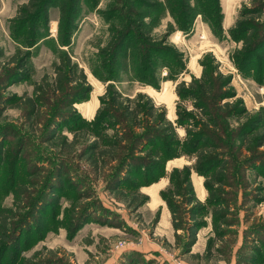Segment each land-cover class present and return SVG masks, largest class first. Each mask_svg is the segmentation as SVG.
Here are the masks:
<instances>
[{"label":"rangeland","instance_id":"rangeland-1","mask_svg":"<svg viewBox=\"0 0 264 264\" xmlns=\"http://www.w3.org/2000/svg\"><path fill=\"white\" fill-rule=\"evenodd\" d=\"M137 1L84 0L74 19L60 20V1L55 0L49 20L23 25L19 8L29 0H0V208L14 206L13 191L31 192L25 201L30 206L19 211L18 219L31 229L20 244L12 242L14 258L5 259V264H264V144H256L264 134V49H253L264 46V0H220L224 29L219 37L200 16L184 32L161 2L155 8ZM155 1L159 2L149 3ZM251 27L257 31L249 39L248 52H243L248 33L240 30ZM125 32L124 46L129 44L131 51L127 68L122 69L112 61L114 51L109 49ZM69 33L68 48L61 43ZM60 52H70L72 62L85 74L90 86L85 95V86L78 82L62 81L63 90L59 89L53 62L60 61ZM16 54L26 56L22 68L28 67L31 75L14 82L18 73L9 69L18 67L11 62ZM204 68L215 78L211 98L219 101L203 100L209 116L201 111L199 99L177 93L180 83L198 79ZM108 84L131 98L145 93L174 123L179 155L161 172L132 169L124 177L111 160L94 173L80 158L82 147L95 140L82 130L93 129L90 121L98 108L108 107L109 97L101 101ZM29 98L37 101L36 111L27 103ZM72 99L75 112L63 108ZM179 110L191 120L179 124ZM73 117L76 120L67 122ZM214 118L222 134L210 123ZM103 126L113 131L107 121ZM187 128L195 135L205 133L213 145L210 156H215L209 170L201 167L191 173L194 194L199 191L205 211L197 217L202 224L189 249L183 229L177 231L179 238L173 232L172 242L165 238L167 208L159 194L172 167L195 163L193 148L182 147ZM77 130V144L69 149L68 141ZM60 133L67 143H62ZM217 171L225 179L222 186H214L222 195L219 207L226 215L219 237L213 230L205 186V181L212 184L210 175ZM145 181L152 182L142 185ZM152 187L157 188L149 190ZM135 190L146 193L147 202L137 206L131 199ZM200 191L206 192L205 197ZM150 192L159 199L152 202ZM179 200L181 219L188 221L190 207ZM144 243H152L150 256L140 251Z\"/></svg>","mask_w":264,"mask_h":264},{"label":"trees","instance_id":"trees-1","mask_svg":"<svg viewBox=\"0 0 264 264\" xmlns=\"http://www.w3.org/2000/svg\"><path fill=\"white\" fill-rule=\"evenodd\" d=\"M59 1L60 20L66 18L72 20L74 19L77 8L84 0ZM149 1L150 0H140L137 2L144 6L152 5L155 6V8L160 6V1L158 3L155 1V3L153 2L151 4ZM161 3L181 31H189L195 19L200 16L213 35L219 37L223 34V13L220 0H162ZM54 4L55 0H29L28 3L19 8L18 19H21L23 25H27L32 21L40 20L44 17L45 20H49L50 11ZM241 26L238 24V29H241ZM255 31H257V29L254 27H251L249 30H240V33H248L244 39L243 52H248L246 49L251 46V41L249 39ZM126 34L125 32L120 38L113 40L109 49L114 51V58H112V61L115 60L119 62V66H121L122 69L127 68L126 63L128 62L131 51L129 44L127 47L124 46ZM231 35L234 37L233 33ZM65 37L66 38L61 44L69 48L71 46V33ZM254 47L255 45L253 49H255L254 51L256 52L264 49L262 45ZM100 52L104 53L105 51L102 50ZM58 58L60 61L53 62V69L57 75L56 82L60 84L59 89L63 90L62 81L67 83L78 82L79 86H85L83 94L85 95V92L88 93L90 91V86L87 85L85 74L82 70L78 69L76 63L72 62L70 52H60ZM11 59L12 63L14 62L18 67L20 66L19 69L18 67L9 69L10 72L18 73V79L14 82L31 75V70L28 67L22 68L27 63L24 54L20 56L16 54L12 56ZM15 68H17V70H15ZM23 69L26 71L24 72ZM4 78H6L7 81L10 80L7 77ZM1 82L3 81L1 80ZM186 84L184 82L180 83L177 86V93L180 96H190L199 99L201 102L199 103L201 111L209 116V107L204 101L208 100L216 102V104L219 103L215 97L211 98L215 93V78L204 68L198 79L192 78L191 81ZM185 85L188 89L180 91V88H184ZM105 97H109V101H105L109 108H98L93 119L90 121L93 129L86 127V129L82 130L95 137L94 141L87 143L80 150V158L85 160L92 172L96 173L105 166H109L111 160L117 162V165L114 166V168H116V173H120V175L122 174L124 177H126V175H131L132 169L139 170L143 173L148 171L161 172L167 161L179 155V153H175V150L181 147L176 127L174 123L166 117L165 109L156 106L150 96L141 92L135 94L133 98L123 96L115 86L108 84L105 88L103 97H101V101H104ZM75 102L76 99H72L67 105H63V108L71 107L70 112H75L76 109H72V105ZM27 103L32 106V110L34 109V111H36L38 109L36 106L37 101L34 98H29ZM114 111L117 113L116 115ZM63 114L71 115L65 112ZM177 116L179 124H184L191 120V115L180 110L177 111ZM73 120H76V118L67 119V122H72ZM209 120L210 123L214 125L213 127L216 132L221 134L224 132L221 127L217 126L218 123L216 122V118ZM105 121H107L109 128H113L111 133L107 132L108 128L103 126ZM206 124L209 126L208 123ZM252 128L254 127L252 126L250 129ZM137 130L141 131L137 132ZM53 131L56 132V130ZM78 132V130L73 132V138L69 141L65 135L60 133V140L63 144L68 141V148L73 149L77 144ZM55 134L56 133H53V135ZM206 137L207 135L205 136V133L195 135L192 133V129H186V144L183 143L182 147L185 151H188L189 148H193L195 163L193 165L172 167L168 173L167 186L159 192L171 214V224L176 237L179 238L177 231L183 229L186 237L189 238L186 244L188 249L195 242L196 232L202 224L197 220V217L205 211V205L199 201L194 194L191 173L193 169L195 171H201L203 167L205 168L202 169V171L209 170V166H211L213 158L215 157L210 156L209 150L213 145L207 141ZM126 140L129 141V144L123 143ZM200 143H202V145ZM198 144L201 145V147ZM256 144L257 146L264 144V134L257 139ZM213 148H216V146ZM60 150L64 152L65 148L60 147ZM120 152H124L123 155H121ZM138 154L144 155L140 157ZM223 174L224 173L221 171L213 172L210 175L212 184L205 181V186L208 191V203L211 206V222L213 230L218 237L221 235L220 227L226 215L219 207L223 202L222 195L214 186H222L225 180ZM152 181H154V179ZM152 181H145L142 185H149ZM54 192L55 190L50 191V193ZM118 192L120 194H125L123 191ZM13 193L15 196L14 206H2L0 208V264H5V259L7 258H14L12 257L14 254L11 249L12 242L14 241L16 244H20L21 238L27 230L31 229V227H28L24 222H18L19 211L22 212L30 206V203L25 201L30 199L31 192L25 189L23 191H13ZM25 194L27 195L25 196ZM147 198L145 194L140 193L138 190L131 192V199L137 206L147 202ZM179 199L190 207L187 210L190 213V220L188 221L183 222L181 219L184 212H182L181 201ZM36 212H38L39 215L43 211ZM158 218V215H156L155 221H157Z\"/></svg>","mask_w":264,"mask_h":264},{"label":"crops","instance_id":"crops-1","mask_svg":"<svg viewBox=\"0 0 264 264\" xmlns=\"http://www.w3.org/2000/svg\"><path fill=\"white\" fill-rule=\"evenodd\" d=\"M158 1H162V0H158ZM223 29H224V27H223ZM194 184V188H195V190H197V188H196V185H195V182L193 183ZM167 186V185H166ZM165 186V187H166ZM158 187V186H157ZM157 187H152V188H150L149 190H153V189H155V188H157ZM164 187V188H165ZM143 191H141V193H142ZM160 192V191H159ZM198 192L199 191H195V196H196V198L197 199H199L200 201H203V198L201 199L200 197H199V195H198ZM200 192H202V194H204V197H205V195H206V192L204 193V191H200ZM144 193V192H143ZM158 193V192H157ZM144 194H146V193H144ZM151 197H152V202H154L156 199H159L158 198V194H157V197H153L152 196V192H150V194H149ZM161 198V197H160ZM161 200H162V198H161ZM163 201V200H162ZM164 202V201H163ZM162 202V203H163ZM164 204L166 205V203L164 202ZM166 208H167V206H166ZM165 220H166V222H167V224H168V232L165 234V238L167 239V241L168 242H172V239H173V232H174V229H173V227H172V224H171V214H170V212H169V210H168V208H167V211H165ZM158 221H159V219H158ZM210 228L208 227V230H209ZM162 235V234H161ZM163 236V235H162ZM150 243V242H149ZM152 244V243H151ZM151 244H146V243H144V246H142L141 248H140V251H142V252H144V254H146V256H150V254H151V251L153 252V249H152V247H151Z\"/></svg>","mask_w":264,"mask_h":264},{"label":"built area","instance_id":"built-area-1","mask_svg":"<svg viewBox=\"0 0 264 264\" xmlns=\"http://www.w3.org/2000/svg\"><path fill=\"white\" fill-rule=\"evenodd\" d=\"M124 244V242L123 243H120V245H123ZM179 264V263H178Z\"/></svg>","mask_w":264,"mask_h":264}]
</instances>
